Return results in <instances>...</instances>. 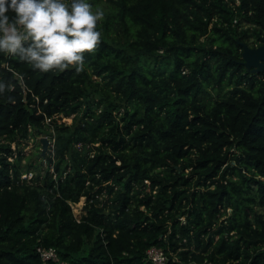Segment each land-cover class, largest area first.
Here are the masks:
<instances>
[{"label":"trees","instance_id":"trees-1","mask_svg":"<svg viewBox=\"0 0 264 264\" xmlns=\"http://www.w3.org/2000/svg\"><path fill=\"white\" fill-rule=\"evenodd\" d=\"M88 2L85 71L0 53V264H264V0Z\"/></svg>","mask_w":264,"mask_h":264},{"label":"clouds","instance_id":"clouds-1","mask_svg":"<svg viewBox=\"0 0 264 264\" xmlns=\"http://www.w3.org/2000/svg\"><path fill=\"white\" fill-rule=\"evenodd\" d=\"M103 18L88 0H0V53L42 73L79 74L85 54L94 55L102 42L97 25ZM13 90L11 80H0V96Z\"/></svg>","mask_w":264,"mask_h":264},{"label":"rangeland","instance_id":"rangeland-1","mask_svg":"<svg viewBox=\"0 0 264 264\" xmlns=\"http://www.w3.org/2000/svg\"><path fill=\"white\" fill-rule=\"evenodd\" d=\"M245 45L246 46H244L243 55L245 57V60L248 61L249 58H247L246 55H245L246 51H247V48L248 47H258L260 45H254V46H252L253 44H250V45L249 44H245ZM63 118L67 122H71L72 121V117L71 116H66V117H63ZM42 136H46V135H41L40 137H36L35 139L31 138V139H29V141H27V140L23 141L22 140V144L21 145L23 146V149L25 150L26 155L33 154L32 156H34L36 158V157H38V156H36V153L39 152V150H41L42 155L45 156L47 154L48 150L50 149V147H49L50 140H49V143H48L47 151H46L45 154H43V152H42L43 151V144H42L41 147L39 145L40 142H41V137ZM13 146L15 147V143H13ZM38 160H40V158ZM33 173H34V170H33ZM29 176H30V174H29ZM85 200H86V197L82 196L81 199L78 202H73L72 203L73 211H74L75 215L77 216V218H81L82 214L86 213L87 209L85 208ZM258 208H260V205H258ZM228 213H231L230 209H229Z\"/></svg>","mask_w":264,"mask_h":264},{"label":"built area","instance_id":"built-area-1","mask_svg":"<svg viewBox=\"0 0 264 264\" xmlns=\"http://www.w3.org/2000/svg\"><path fill=\"white\" fill-rule=\"evenodd\" d=\"M230 209V208H229ZM37 250L40 252L41 256L44 260H55L59 261L60 264H69L67 261L60 260L58 250L54 246L45 247L39 245ZM147 260L151 262V264H167L169 257L161 245H152L147 249Z\"/></svg>","mask_w":264,"mask_h":264},{"label":"water","instance_id":"water-1","mask_svg":"<svg viewBox=\"0 0 264 264\" xmlns=\"http://www.w3.org/2000/svg\"><path fill=\"white\" fill-rule=\"evenodd\" d=\"M245 55L247 58H249L248 61L245 60V62L248 66L262 67V63L264 61V44H262L258 47H248ZM41 142L43 144V151L42 152H43V154H45L47 151V148H48V143H49L48 137L42 136Z\"/></svg>","mask_w":264,"mask_h":264}]
</instances>
